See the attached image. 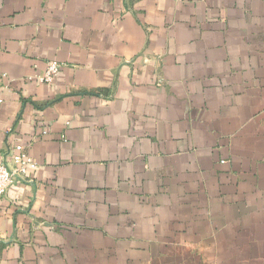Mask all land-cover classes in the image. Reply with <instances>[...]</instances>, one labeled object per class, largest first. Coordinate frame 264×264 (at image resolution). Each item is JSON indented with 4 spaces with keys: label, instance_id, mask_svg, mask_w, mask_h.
Here are the masks:
<instances>
[{
    "label": "crops",
    "instance_id": "1",
    "mask_svg": "<svg viewBox=\"0 0 264 264\" xmlns=\"http://www.w3.org/2000/svg\"><path fill=\"white\" fill-rule=\"evenodd\" d=\"M0 100V264H264V0H0Z\"/></svg>",
    "mask_w": 264,
    "mask_h": 264
},
{
    "label": "built area",
    "instance_id": "2",
    "mask_svg": "<svg viewBox=\"0 0 264 264\" xmlns=\"http://www.w3.org/2000/svg\"><path fill=\"white\" fill-rule=\"evenodd\" d=\"M61 64L56 60L47 62L45 69L35 75L37 82L50 83L59 73ZM1 101V100H0ZM38 167V163L28 153L18 146L9 160H0V197L8 192L15 181H29L28 174Z\"/></svg>",
    "mask_w": 264,
    "mask_h": 264
}]
</instances>
